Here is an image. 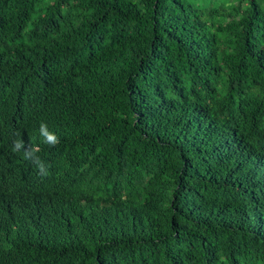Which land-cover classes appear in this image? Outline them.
Returning <instances> with one entry per match:
<instances>
[{
  "label": "trees",
  "instance_id": "16d2710c",
  "mask_svg": "<svg viewBox=\"0 0 264 264\" xmlns=\"http://www.w3.org/2000/svg\"><path fill=\"white\" fill-rule=\"evenodd\" d=\"M0 264H264V0H0Z\"/></svg>",
  "mask_w": 264,
  "mask_h": 264
},
{
  "label": "clouds",
  "instance_id": "9594fccd",
  "mask_svg": "<svg viewBox=\"0 0 264 264\" xmlns=\"http://www.w3.org/2000/svg\"><path fill=\"white\" fill-rule=\"evenodd\" d=\"M39 132L45 144L55 147L59 143V138L54 132H51L48 129V125L45 122L40 123ZM15 136L16 139L13 141L12 151L22 152L23 159L32 162L39 170V174L47 175V168L37 155L39 148L36 146L26 147L25 142L20 138V133L18 131L15 133Z\"/></svg>",
  "mask_w": 264,
  "mask_h": 264
}]
</instances>
